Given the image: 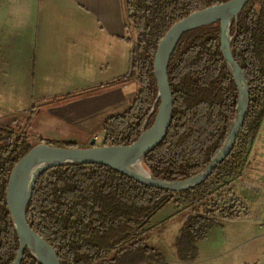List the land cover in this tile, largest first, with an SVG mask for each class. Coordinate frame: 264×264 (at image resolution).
Segmentation results:
<instances>
[{
	"label": "trees",
	"instance_id": "1",
	"mask_svg": "<svg viewBox=\"0 0 264 264\" xmlns=\"http://www.w3.org/2000/svg\"><path fill=\"white\" fill-rule=\"evenodd\" d=\"M229 0H124L131 47V71L138 91L129 108L107 119L102 145L131 144L151 127L158 109L154 59L168 29L187 15ZM231 50L250 86V108L233 149L204 182L174 192L142 184L100 164H67L45 171L27 206L30 226L55 249L61 264H141L155 249L145 240L125 246L135 228L167 205L173 195H190L213 177L241 168L244 153L264 119V0H249L231 26ZM216 22L185 33L168 64L173 120L164 140L144 159L151 173L184 180L206 168L224 145L238 101V89L221 49ZM30 118V117H29ZM24 124L0 125V264H13L19 238L6 202L10 173L35 145ZM64 147H77L67 143ZM227 194H231L228 190ZM199 202L182 224L177 244L197 260L208 228L243 214L232 195ZM198 202V201H197ZM114 253L111 259L108 255ZM21 264H40L26 249Z\"/></svg>",
	"mask_w": 264,
	"mask_h": 264
},
{
	"label": "crops",
	"instance_id": "2",
	"mask_svg": "<svg viewBox=\"0 0 264 264\" xmlns=\"http://www.w3.org/2000/svg\"><path fill=\"white\" fill-rule=\"evenodd\" d=\"M126 18L124 0H0V106L18 104V111L4 118L25 125V116L45 109L48 117L41 125L67 140L75 138L70 130L77 126L90 142L102 136L107 119L125 112L138 91L137 82L127 77L132 44ZM17 114L24 118H14ZM263 164V155L244 157L240 175L251 187L237 202L247 215L220 221L228 227L227 250L213 253L211 264H242L262 256ZM234 189L230 192L238 193ZM178 250L187 263L195 262Z\"/></svg>",
	"mask_w": 264,
	"mask_h": 264
},
{
	"label": "water",
	"instance_id": "3",
	"mask_svg": "<svg viewBox=\"0 0 264 264\" xmlns=\"http://www.w3.org/2000/svg\"><path fill=\"white\" fill-rule=\"evenodd\" d=\"M249 0H229L195 11L173 24L156 50L154 72L157 83L158 109L151 127L138 139L125 145H97L95 138L88 147H64L39 143L16 163L6 191V202L19 238L13 264H21L27 249L40 264H61L52 245L39 235L27 220V206L39 177L48 169L67 164H100L122 172L152 187L174 192L192 189L204 182L233 149L250 108V86L240 65L233 57L231 26ZM220 22L221 49L238 89L235 115L226 141L210 164L184 180H166L154 176L144 166V159L166 137L173 120L174 98L168 78V64L182 36L196 28Z\"/></svg>",
	"mask_w": 264,
	"mask_h": 264
},
{
	"label": "rangeland",
	"instance_id": "4",
	"mask_svg": "<svg viewBox=\"0 0 264 264\" xmlns=\"http://www.w3.org/2000/svg\"><path fill=\"white\" fill-rule=\"evenodd\" d=\"M127 33L129 36L128 31ZM137 76L138 70L136 69L135 76L132 77V79H134L136 82ZM36 101L37 100L34 98L33 102ZM23 104H25V102H22L20 104V107H23ZM16 106L17 107L12 106L10 103L8 106L2 108L0 106V125H7L8 123L10 124L11 120L5 119L4 117L7 113L12 114L18 111V104ZM32 110L34 112H37V108L35 110ZM45 112L48 111L44 109L42 113H36L33 118H31V116H25L24 128H26L27 132H29L32 141L39 142L41 138H43L45 139L44 141L46 143L51 145L64 146L67 143H71L81 148L88 147V145H90V140L81 135L80 131L82 129L79 126H77L78 128L76 127L73 128V130H70V136L75 137L73 140H67L64 137H61L63 135L60 134L59 131L58 134H56L49 128L43 127L41 123L44 119L48 117L45 116ZM29 115H31V113ZM13 117L24 118V115L20 114L18 116L17 114ZM29 117L32 120V123H30V125L29 121L31 122V120ZM255 139L257 140H254L255 142L249 145L248 152L244 153V156H264V119ZM102 143L103 142H96L97 145H102ZM253 166L258 165L254 164ZM228 172L213 177L212 180L206 186L200 188L199 190L195 191L190 195H173L171 201L167 205H165L159 212H157L153 217H151L150 222L147 221L144 227L142 228H135V230L133 231V238L127 244H125L124 247L130 245L133 242H136L137 240H145L146 244L154 248L157 256L154 257V254H150L149 256H147L146 261L142 262L141 264H211L212 254L216 252H222V250L226 249L225 245L228 228L227 226V228H225L222 227L220 224H213L208 228L206 236L201 239L198 243L199 252L197 260L194 263H187L184 257L180 256L177 239L180 234L185 217L187 216V214L192 212L195 207L198 206L199 202L208 200L211 201L213 199H217L218 202H221L218 199L219 193H221V195L223 196H226V202H229V204H232L234 202L231 201V195L235 200H237L238 198L237 201L240 200L241 202L240 196L242 195V191L245 192L249 190L250 186L247 185V180H244L246 175H243L244 178L240 175V173L242 172L241 168L235 171H231V173ZM248 179L251 180L252 178L248 177ZM232 189L236 190L238 193H234L233 191H231V194H227L228 190ZM238 206L240 207L239 204ZM241 206H243L242 203ZM171 213L175 215L177 214L176 217H173L169 221L163 222L160 225L154 226L158 222L165 219V217L169 216ZM220 241L223 242L221 245ZM113 255L114 253L109 254L108 259H111Z\"/></svg>",
	"mask_w": 264,
	"mask_h": 264
},
{
	"label": "built area",
	"instance_id": "5",
	"mask_svg": "<svg viewBox=\"0 0 264 264\" xmlns=\"http://www.w3.org/2000/svg\"><path fill=\"white\" fill-rule=\"evenodd\" d=\"M104 138H105V132H104V134L102 136L98 135L95 138V141L96 142H104ZM242 264H264V252H263L262 256L260 258H258L257 260H255L253 262H243Z\"/></svg>",
	"mask_w": 264,
	"mask_h": 264
}]
</instances>
